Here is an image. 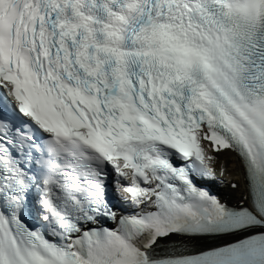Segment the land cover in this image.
<instances>
[{
  "label": "snow or ice",
  "instance_id": "1",
  "mask_svg": "<svg viewBox=\"0 0 264 264\" xmlns=\"http://www.w3.org/2000/svg\"><path fill=\"white\" fill-rule=\"evenodd\" d=\"M0 264H264V0H0Z\"/></svg>",
  "mask_w": 264,
  "mask_h": 264
},
{
  "label": "bare ground",
  "instance_id": "2",
  "mask_svg": "<svg viewBox=\"0 0 264 264\" xmlns=\"http://www.w3.org/2000/svg\"><path fill=\"white\" fill-rule=\"evenodd\" d=\"M220 160L226 162L227 172L233 176L231 181H236L238 183V190L232 191L228 188V196L226 198L228 200L234 199L237 201L245 194L244 173L240 167L239 159L234 153L225 150L224 155L220 156Z\"/></svg>",
  "mask_w": 264,
  "mask_h": 264
}]
</instances>
